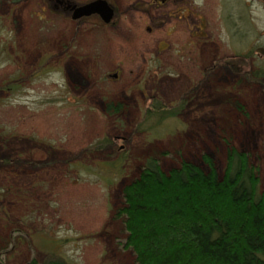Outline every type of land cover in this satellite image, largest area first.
<instances>
[{"label": "rangeland", "instance_id": "374dc122", "mask_svg": "<svg viewBox=\"0 0 264 264\" xmlns=\"http://www.w3.org/2000/svg\"><path fill=\"white\" fill-rule=\"evenodd\" d=\"M39 5L0 0V52L5 51L0 54V161L11 163H0V264L49 257L66 264H136L131 249L123 247L126 232L118 210L123 187L149 156L165 173L181 161L208 171L205 158L211 159L222 176L232 147L246 154L248 173L257 192L264 193V6L253 9L245 39L222 37L201 52L185 20L166 15L172 8L151 9V21L141 12L121 10L128 16L119 25L106 31L87 26L82 33L71 23L52 27L40 21L53 15ZM201 8L205 17H216L213 7ZM163 19L164 24L157 22ZM105 32L117 39L111 48L121 52L117 58L125 70L121 85L112 87L125 89L129 100L120 106L99 99L79 105L72 100L81 91L62 89L53 63L59 43L53 40L85 34L87 41ZM193 39L196 48L188 51ZM219 49L223 52L215 55ZM8 50H18L26 62L13 94L7 86L18 69ZM239 51L240 56L232 55ZM39 60L47 66L32 78ZM212 61L226 64L209 71ZM178 73L179 80L162 77ZM99 76L73 74L83 85ZM192 85L197 88L188 94ZM139 88L151 96L148 108L158 104L163 117L146 113ZM92 89L87 93L96 98L104 93ZM17 159L21 164L12 165Z\"/></svg>", "mask_w": 264, "mask_h": 264}, {"label": "trees", "instance_id": "16d2710c", "mask_svg": "<svg viewBox=\"0 0 264 264\" xmlns=\"http://www.w3.org/2000/svg\"><path fill=\"white\" fill-rule=\"evenodd\" d=\"M151 112L165 111L154 104L146 107ZM205 161L208 171L181 161L165 173L149 156L123 187V247L136 264H264V193L246 154L229 148L222 176ZM23 264L66 263L49 257Z\"/></svg>", "mask_w": 264, "mask_h": 264}, {"label": "flooded vegetation", "instance_id": "af4514ba", "mask_svg": "<svg viewBox=\"0 0 264 264\" xmlns=\"http://www.w3.org/2000/svg\"><path fill=\"white\" fill-rule=\"evenodd\" d=\"M39 2V7L41 10H46V13H49L52 16V19L47 17L40 18V21H45L50 26L54 27L59 25L60 22L64 26H68V23L75 25L80 29L82 33L84 27L93 28H102L106 31L107 28H112L120 24L124 19L123 16H128V14L123 15L121 10L127 11L135 10L143 13L142 15L147 16L149 21L151 18L154 19L155 16L150 12L151 9L157 8L164 10L165 8H172V13H167L169 17L176 18L177 20H185L188 28L191 29L190 37L199 38L201 52L204 47H211L212 43L215 40L220 41L224 37L226 42H230L232 36H238L236 41L240 42L245 39L247 35L248 26H252L253 18V9H257L258 6H264V0H37ZM93 5V9L87 11V6ZM198 6L202 7L201 9H211L213 7L216 11V17H205L204 13L198 11ZM254 16V15H253ZM0 12V24H2ZM164 18V17H162ZM161 18V19H162ZM155 21V20H154ZM153 21V22H154ZM164 19L157 21L158 23L164 24ZM45 23V24H46ZM207 25H211L210 32L207 30ZM246 25V26H244ZM240 26L246 27L245 31L240 29ZM252 28V27H250ZM148 29V28H147ZM242 30V33H240ZM225 32L222 35V32ZM216 32L217 36H216ZM75 38L68 39L67 37L62 39L55 38L54 43H59L58 48L59 52L57 53L56 60L54 63V69L61 74L63 79V90L66 91H81V96L77 99H73L72 102L76 101L79 105H86L88 103H95L96 99L103 101L104 105L107 106H120L124 104L128 99L125 89H121L119 92L117 87H112L113 85H121L120 81H123V73L125 72L123 68V62L119 61L117 57H120L122 54L116 49L111 47L116 44L117 39L105 32L102 35H93L90 34L87 36V41H85V34H81ZM15 36V34H14ZM111 36V37H110ZM262 36V34H259ZM5 37V36H4ZM256 38V36H254ZM204 39V40H202ZM256 40V39H255ZM87 42V43H85ZM188 51L196 48L195 39L189 43ZM87 46V47H86ZM184 47V45H182ZM168 47V46H167ZM198 47V45H197ZM166 49V48H165ZM165 49H161L165 50ZM183 50H185L183 48ZM2 51V50H1ZM11 51V50H8ZM12 50V53H15L16 59V68L15 73L11 75L10 84L7 86V90L11 91L13 94L14 87L18 86L20 83V70L22 69L23 62H21V56L16 50ZM257 55L260 56V48L257 50ZM215 55L223 52V49L215 50ZM0 54H5V51L0 52ZM214 55V56H215ZM240 56V51L236 54ZM53 56L51 55L50 58ZM41 58V57H40ZM47 58V57H46ZM226 63H215L212 61L209 71H212L214 68L223 66ZM47 64L44 61H40L34 65L33 71L30 76L35 77L36 72L43 70L42 68L46 67ZM85 74L88 79V76L92 74H99V78L89 82L85 85L82 84L81 78H73V74ZM168 76L171 79L179 80V73L175 76L169 74H162V77ZM121 87V86H120ZM104 90V93L98 92L100 97L96 98L89 90ZM106 88V89H105ZM197 88L196 85L189 86L188 94H191L193 89ZM78 89V90H76ZM117 89V91H116ZM141 92V98L144 104L147 106L149 97L148 92L145 93L143 88H139ZM8 91V93H9ZM187 94L183 96L187 100ZM154 97H152L153 99ZM65 102H71V98L63 97ZM151 99V100H152ZM116 140L123 141L121 135H116ZM122 148V146H119ZM21 159H17L14 164H21ZM44 161H38L37 165L44 164ZM46 162V161H45ZM1 165H10V162H1ZM36 164V163H34Z\"/></svg>", "mask_w": 264, "mask_h": 264}, {"label": "water", "instance_id": "95a60500", "mask_svg": "<svg viewBox=\"0 0 264 264\" xmlns=\"http://www.w3.org/2000/svg\"><path fill=\"white\" fill-rule=\"evenodd\" d=\"M93 5H94V4L87 6V7H88V8H87V11L92 10V9H93Z\"/></svg>", "mask_w": 264, "mask_h": 264}]
</instances>
